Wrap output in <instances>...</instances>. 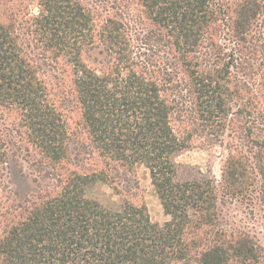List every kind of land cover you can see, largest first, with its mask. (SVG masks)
<instances>
[{
  "label": "trees",
  "instance_id": "1",
  "mask_svg": "<svg viewBox=\"0 0 264 264\" xmlns=\"http://www.w3.org/2000/svg\"><path fill=\"white\" fill-rule=\"evenodd\" d=\"M201 140L220 178L177 179ZM228 204L264 224V0H0V264H264Z\"/></svg>",
  "mask_w": 264,
  "mask_h": 264
},
{
  "label": "rangeland",
  "instance_id": "2",
  "mask_svg": "<svg viewBox=\"0 0 264 264\" xmlns=\"http://www.w3.org/2000/svg\"><path fill=\"white\" fill-rule=\"evenodd\" d=\"M33 2L36 3V0H33ZM198 142L191 149L184 151L175 158L177 164V179L185 180L207 176H213L216 179L220 178L226 156L223 147L212 145L205 140ZM129 177L132 185L135 181L139 185L138 189H134V193H137L134 201L144 203L147 206L151 220L160 224L168 220L169 216L164 212L160 198L152 183L149 168L143 164H137L131 174H129ZM119 188L121 189V187ZM129 194L130 191H128V196ZM89 195L97 198L105 205L114 207L120 205L123 197L117 194V191L110 182H98L90 188ZM228 206L231 214L235 215L237 224L253 228L264 244V224L261 221L255 222L248 215L245 216L243 211H246V209L240 204H228Z\"/></svg>",
  "mask_w": 264,
  "mask_h": 264
}]
</instances>
